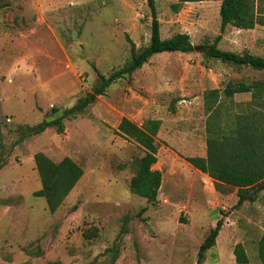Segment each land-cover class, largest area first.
Wrapping results in <instances>:
<instances>
[{"label": "rangeland", "instance_id": "obj_1", "mask_svg": "<svg viewBox=\"0 0 264 264\" xmlns=\"http://www.w3.org/2000/svg\"><path fill=\"white\" fill-rule=\"evenodd\" d=\"M128 1L0 0V264H104L105 249L118 241L112 264H196L198 247L218 217V250L208 249L201 264H261L256 242L264 231L263 192L239 206L229 194L213 206L199 171L184 159L205 156L204 91L228 81L264 80V70L206 58L197 47L220 32L219 1L185 2L174 12L172 0H156L161 37L187 32L196 49L154 53L82 112L64 116L62 130L52 125L16 143L18 126L63 115L93 92L97 72L121 67L130 57L125 34L137 47L147 43L146 0ZM218 46L264 56V26L227 25ZM249 99V93H236L231 107L238 110ZM123 116L138 125L147 118L161 121L151 167L162 170L155 203L128 188L130 162L143 152L116 133ZM190 141L194 151L174 148ZM38 151L55 161L69 156L83 169L55 212L34 195L40 188L33 160ZM124 214L128 231L119 237ZM89 227L98 229L96 237L83 235ZM238 242L247 263L231 257Z\"/></svg>", "mask_w": 264, "mask_h": 264}, {"label": "trees", "instance_id": "obj_2", "mask_svg": "<svg viewBox=\"0 0 264 264\" xmlns=\"http://www.w3.org/2000/svg\"><path fill=\"white\" fill-rule=\"evenodd\" d=\"M199 1H219L220 32L211 40L206 39L197 46L203 56L238 66H248L255 70H264V56L246 50L241 52L226 50L218 46L227 25L239 29L264 26V4L261 5V0H177L171 3L170 7L176 12L184 2ZM146 4L150 16L147 43L136 47L132 39L125 34L130 52L129 59L107 75L97 72L93 92H87L78 98L75 104L64 110L63 115L57 114L52 120L45 118L35 125L18 126L19 137L16 143L25 136L39 134L52 125L62 130L64 116L82 112L96 96L104 94L112 82L124 76L130 77L154 53L177 50L188 53L194 50L195 45L186 32H176L162 38L156 1L146 0ZM236 93L250 94L245 106L240 107V104H237L238 110L231 107ZM203 103L206 114L205 156H185V160L199 171L207 173L213 179L216 190L220 184L236 188V205L257 200L261 192L264 195V80L228 81L221 89L211 88L204 91ZM160 124L161 121L157 118H147L138 125L123 116L115 129L116 133L134 140L142 149L143 153L130 162L133 174L128 181V188L149 203L157 202L162 178L160 170L151 168L157 160L158 145L155 137ZM2 146L0 134V148ZM33 160L40 180V188L34 191V195L43 197L48 211L55 212L81 178L83 169L69 156L55 161L44 152L38 151L34 153ZM5 162L6 159H3L1 164ZM129 220L128 214L120 217L119 237L128 231ZM222 225L223 218L219 217L215 225L210 227L198 247L196 264H201L205 252L216 245V237ZM83 235L91 239L98 235V229L89 227ZM119 242L105 249L104 264L114 262L119 254ZM256 246L257 256L261 264H264V231L257 239ZM232 252L236 263L248 262V255L242 243H236Z\"/></svg>", "mask_w": 264, "mask_h": 264}, {"label": "crops", "instance_id": "obj_3", "mask_svg": "<svg viewBox=\"0 0 264 264\" xmlns=\"http://www.w3.org/2000/svg\"><path fill=\"white\" fill-rule=\"evenodd\" d=\"M123 2H124V4H129L130 2L128 1V0H122ZM156 1V0H155ZM177 0H172V3H174V2H176ZM129 2V3H128ZM185 3V2H184ZM132 4V3H131ZM116 19V18H115ZM180 32H184V31H180ZM187 33V32H186ZM149 34V33H148ZM129 37H130V35L129 34H127ZM160 35H161V33H160ZM169 37V36H168ZM131 38V37H130ZM166 38V37H165ZM132 39V38H131ZM134 42V41H133ZM135 43V42H134ZM136 45V44H135ZM137 47V46H136ZM159 131V130H158ZM158 134V133H157ZM157 136V135H156ZM193 140V139H192ZM192 144H194L193 142H187V144H186V142L184 143H181V142H178V145L176 144L175 145V149L176 150H179L180 152H189V151H194V148H193V145ZM157 153H158V150H157ZM156 156H157V154H156ZM186 156H192V155H186ZM199 156H202V155H199ZM184 159H185V156H184ZM157 161V160H156ZM186 161V160H185ZM187 162V161H186ZM187 163H189V162H187ZM190 164V163H189ZM191 165V164H190ZM192 166V165H191ZM193 167V166H192ZM195 168V167H194ZM158 170H160L161 172H162V170L161 169H158ZM198 170V169H197ZM199 171V170H198ZM199 174H198V176L200 177V179L201 180H203L204 182H205V186L207 187V196L210 198L209 199V202L213 205V206H215L216 204V200H221V201H224L225 199L224 198H221V197H226V196H228L229 194L230 195H233L234 194V198H235V200L237 199V197H236V188H235V190H234V192L232 191V192H229V186H226V185H224V184H220L219 185V188L216 190V189H213V188H215L214 187V181H213V179L207 174V173H204V172H201V171H199L198 172ZM161 182H162V178H161ZM202 184V183H201ZM211 184V187H209V185ZM225 208V206H221V209H224ZM219 218V217H218ZM263 230H264V227L262 228ZM223 229H222V227H221V229L219 230V232H221ZM220 234L221 233H218V235H217V237H216V245H215V247H216V249L218 250V237H220ZM226 235L227 236H225V239H226V242L229 240V235H228V233L226 232ZM224 239V238H223ZM242 242V241H241ZM220 245V244H219ZM234 245H235V243H233V245L231 246V249H230V254H231V257H234V255H233V252H232V250H233V247H234ZM246 251V250H245ZM247 253V252H246ZM218 256H219V258H220V252H218Z\"/></svg>", "mask_w": 264, "mask_h": 264}, {"label": "water", "instance_id": "obj_4", "mask_svg": "<svg viewBox=\"0 0 264 264\" xmlns=\"http://www.w3.org/2000/svg\"><path fill=\"white\" fill-rule=\"evenodd\" d=\"M194 49H196V46L194 47ZM61 113L59 112L58 115H60ZM49 120V118H47Z\"/></svg>", "mask_w": 264, "mask_h": 264}]
</instances>
